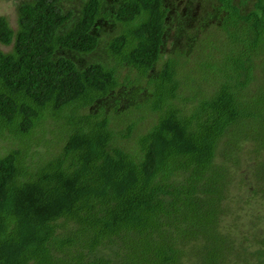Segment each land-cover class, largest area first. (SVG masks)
Instances as JSON below:
<instances>
[{
	"label": "trees",
	"instance_id": "1",
	"mask_svg": "<svg viewBox=\"0 0 264 264\" xmlns=\"http://www.w3.org/2000/svg\"><path fill=\"white\" fill-rule=\"evenodd\" d=\"M247 1L198 0L181 36L164 0L22 1L15 28L0 15V137L15 144L0 155V264H237L220 152L251 147L234 168L264 199V0Z\"/></svg>",
	"mask_w": 264,
	"mask_h": 264
},
{
	"label": "rangeland",
	"instance_id": "2",
	"mask_svg": "<svg viewBox=\"0 0 264 264\" xmlns=\"http://www.w3.org/2000/svg\"><path fill=\"white\" fill-rule=\"evenodd\" d=\"M22 1H29V0H0V15H4L8 21V23L10 24V26L12 28H15L16 26V7L17 5L22 2ZM166 6L170 7L169 11V16L172 17V20L170 22V29L171 32H175L178 36H181V34L179 33V31H185L186 29H189L190 27L198 24L197 21L195 22H191V24L188 25L187 27H184L183 30H180L182 24H184L183 20L181 19L182 16L185 14L184 11H194V12H198L195 13V17L196 19H199L200 17V13L201 11L204 12V10L202 9H194V10H188L190 7H197L200 6V3L198 2V0H164ZM247 1V0H246ZM254 0H249L246 3H242L240 8L242 10H248L251 8V3ZM202 2V0H201ZM235 2H240V0H235ZM210 0H204L203 2V6L206 8L211 7L210 6ZM64 8H69L68 4H64ZM205 16V15H203ZM202 18V17H201ZM170 20V18H169ZM186 25V23H185ZM178 31V32H177ZM222 39V34L220 33H212L210 41L211 43L214 42H219ZM171 40H175V39H171ZM174 43L175 46L181 45V40L177 41ZM169 43V42H166ZM168 45V44H167ZM168 48H171L170 45L166 46ZM9 47L8 46H4L0 44V49L5 51L7 50ZM200 49V48H199ZM190 55V54H189ZM192 56H190L191 58ZM188 58V57H187ZM193 58V57H192ZM81 59V58H80ZM80 59H78V62H80ZM89 58L88 57H83L82 61H87ZM189 59H187V63H185V61L183 60L182 63L183 65H186V69L188 68V70L192 71L191 68L194 67L196 62H193L191 59L190 61H188ZM157 65L153 68L152 72H156L157 69ZM196 80L198 79V75L194 76ZM142 86L143 88H145V81L142 80ZM145 92V89L142 90V92H138L137 94H133V96L127 95L126 97H123V95L121 96H112V97H107L105 99L102 100V104L101 106H104V109H106V113L108 112H113L114 109L112 108L116 103L115 99H117L118 103L116 105H118V110L124 109L125 107L128 106H132L131 104L134 102L136 103V99H138V95L139 97H141V94ZM48 136V133L47 135ZM49 138V137H47ZM51 139V138H50ZM0 155L5 154L8 151V148L14 146V142L12 141H8V139L4 141L3 138L0 137ZM55 140L51 139L50 142H47V147L46 146H40L42 151L46 154L51 153L50 151H53L55 147ZM34 144V142H33ZM32 144V145H33ZM223 145V144H222ZM241 145V146H240ZM240 146V148L236 149V151L238 153H240L242 155V158H238L237 155H235V158H231L228 163L224 162V158L223 153L226 152V150L222 152H220L221 159L220 161L222 162L225 172L226 174H228V179L234 180L233 185L234 188L232 190L231 194H228V203L230 204V207H227V212L226 214L222 217L220 223H219V228L224 230L226 226L228 227H233L230 230V237L233 238L234 241H226L228 242V245H230L231 243V247L229 249H227L226 251L229 253L228 255H230L231 258L236 259L237 256H240L241 258L238 260L237 264H241L244 261V264H248L250 262H252V259L249 257V255H252V251L254 250L253 248L255 247L260 248V250L257 252L259 253H263L264 254V244L260 245L257 243H251L253 242L254 239L259 238V240L257 241H264V199H260L259 196H251L252 193L250 194L249 190H252V184L250 183L252 180L256 182V180L258 179V175H255L254 173L249 176V173L247 172V170L244 169V172L242 174V177L240 178L241 182H243L240 186H239V177L236 174L235 168L236 166L242 164V159L243 157L247 154V152L250 150L251 147H249L248 144H238L236 145ZM221 147L219 148V151L221 150ZM235 147V148H236ZM50 152V153H49ZM55 152V150H54ZM228 153L232 154L231 150H228ZM45 156V155H44ZM43 157V156H42ZM220 157L219 152H217V158ZM243 164H245V167H248L250 165V159L246 158L245 160L243 159ZM253 162V161H252ZM248 165V166H247ZM242 170L238 169V173H240ZM251 177V179H250ZM263 181V180H262ZM264 182V181H263ZM250 184V185H249ZM259 193H264V188L261 187V189H258ZM261 193V194H262ZM244 202V203H243ZM258 233V235H257ZM243 237L245 239H243ZM241 238H242V242L243 244H241ZM247 238V239H246ZM238 239V241H237ZM252 240V241H251ZM253 244V246H252ZM244 246V247H243ZM252 246V247H251ZM241 247H243L244 249H242ZM248 249H246V248ZM261 257V256H260ZM263 257V263L264 264V256ZM231 260L230 258L228 259V261Z\"/></svg>",
	"mask_w": 264,
	"mask_h": 264
}]
</instances>
